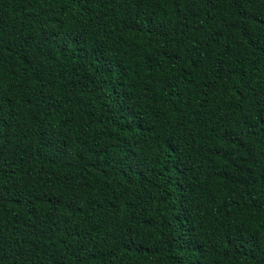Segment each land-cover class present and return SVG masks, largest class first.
<instances>
[{"label": "trees", "instance_id": "1", "mask_svg": "<svg viewBox=\"0 0 264 264\" xmlns=\"http://www.w3.org/2000/svg\"><path fill=\"white\" fill-rule=\"evenodd\" d=\"M0 264H264V0H0Z\"/></svg>", "mask_w": 264, "mask_h": 264}]
</instances>
